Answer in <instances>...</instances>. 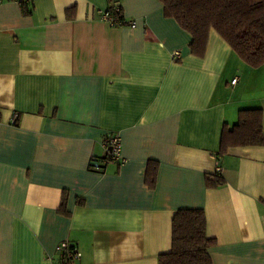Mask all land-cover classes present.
<instances>
[{"label":"crops","instance_id":"0c3cea01","mask_svg":"<svg viewBox=\"0 0 264 264\" xmlns=\"http://www.w3.org/2000/svg\"><path fill=\"white\" fill-rule=\"evenodd\" d=\"M113 3L134 26L101 18ZM190 41L159 0H0V264L65 240L75 264H158L181 208L204 211L212 264H264V143L218 153L240 109L264 134V64Z\"/></svg>","mask_w":264,"mask_h":264},{"label":"trees","instance_id":"16d2710c","mask_svg":"<svg viewBox=\"0 0 264 264\" xmlns=\"http://www.w3.org/2000/svg\"><path fill=\"white\" fill-rule=\"evenodd\" d=\"M165 15L173 17L191 35L190 51L203 55L207 37L215 30L248 66L264 64V0H159ZM22 5L27 3L20 1ZM262 110L240 109L232 126L223 124L219 154L229 147L264 143ZM146 181L153 185L155 169L148 168ZM222 182L219 176L208 185ZM213 243L205 235L201 208L178 209L172 218L171 248L158 257V264H212L207 249Z\"/></svg>","mask_w":264,"mask_h":264},{"label":"built area","instance_id":"2783aa9c","mask_svg":"<svg viewBox=\"0 0 264 264\" xmlns=\"http://www.w3.org/2000/svg\"><path fill=\"white\" fill-rule=\"evenodd\" d=\"M25 3H29L31 0H19ZM101 18L108 22L111 25H122L128 24L130 26H134L133 20H125L119 5L117 3H113V5L100 11ZM179 53L174 51L173 56H178ZM237 78L234 77L231 80V84L236 82ZM104 146L106 155L103 159V162L121 160L120 157V138L117 134H109L104 138ZM100 168V166H99ZM216 172L220 171V167H216ZM55 251L59 255V259L57 261H51V264H75L78 258L81 256L80 251L76 248L74 244L69 241H61L55 246Z\"/></svg>","mask_w":264,"mask_h":264}]
</instances>
